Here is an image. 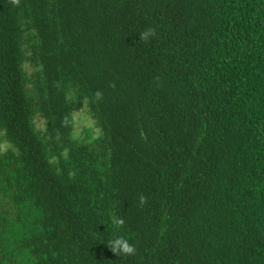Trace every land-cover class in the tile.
<instances>
[{"label":"trees","instance_id":"obj_1","mask_svg":"<svg viewBox=\"0 0 264 264\" xmlns=\"http://www.w3.org/2000/svg\"><path fill=\"white\" fill-rule=\"evenodd\" d=\"M0 264H264V0H0Z\"/></svg>","mask_w":264,"mask_h":264},{"label":"clouds","instance_id":"obj_2","mask_svg":"<svg viewBox=\"0 0 264 264\" xmlns=\"http://www.w3.org/2000/svg\"><path fill=\"white\" fill-rule=\"evenodd\" d=\"M20 0H12L13 4L18 5ZM156 34L154 28H147L142 33L139 34V39L142 41L147 42L150 38L154 37ZM100 93H97V97H100ZM139 205L142 207L144 204L147 203V198L143 195L139 196L138 200ZM124 224L123 218H115L114 219V225L117 227H122ZM107 247L110 249L111 252H113L115 255L119 256L121 254L131 256L136 253V248L133 244H131L127 239L124 237H116L112 240H109L107 242Z\"/></svg>","mask_w":264,"mask_h":264},{"label":"rangeland","instance_id":"obj_3","mask_svg":"<svg viewBox=\"0 0 264 264\" xmlns=\"http://www.w3.org/2000/svg\"><path fill=\"white\" fill-rule=\"evenodd\" d=\"M75 129L81 131L85 127H93V121L87 116L86 112H80L74 115ZM95 132L98 133L96 129Z\"/></svg>","mask_w":264,"mask_h":264}]
</instances>
